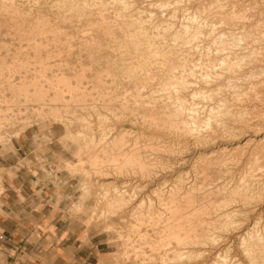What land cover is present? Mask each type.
Here are the masks:
<instances>
[{"label": "rangeland", "instance_id": "obj_1", "mask_svg": "<svg viewBox=\"0 0 264 264\" xmlns=\"http://www.w3.org/2000/svg\"><path fill=\"white\" fill-rule=\"evenodd\" d=\"M219 3L228 5L225 9L227 15L219 17V14L215 12V6ZM229 15L238 19L235 23L238 27L234 26V28L230 25ZM135 21H140V26ZM185 26L192 31V37L183 34ZM219 26L224 31L225 38L222 33L217 37V31L214 29ZM141 29L147 33L148 39L153 43L151 47L153 50L146 47L145 44L136 47L138 40L132 37L135 32ZM232 32L237 34V37L240 36L237 42L238 50L237 47L232 49V43H230L233 38H231ZM238 33L242 34L238 36ZM263 36L264 0H119L118 4L114 0H0V213L5 214L2 205L8 194L17 192L21 200L24 199L21 195V186L25 182L33 181L32 177L36 179V183L50 181L54 183L55 190L60 196L59 201L64 197L68 198V213L77 218L79 222L80 239L83 244L93 242L100 244L102 252L100 256L106 257L102 264H157L158 260V264H165L164 261L167 259V261H174L172 259L175 256L178 242L169 237L171 228H167L166 221L171 218L174 223L171 225L182 227L183 230L179 231L180 235H194L195 233L192 231H200L203 227H207L210 216L203 214L204 209L199 210V206L203 205L198 202L188 206L178 205L173 209L171 205L166 206L167 202H164L161 206L155 205L163 211L154 207L151 216H149L146 213L147 207H149L146 205L147 201L143 206L137 205L132 197H128V203L126 202L122 209L116 213L109 211L104 219L91 216L95 215V211L100 205L106 206V208L110 207V200L102 203L101 197L104 194H111L110 196L113 197L118 190L123 191L127 185L131 186L130 190L134 193L135 189L136 192L139 191L138 187L143 183L136 175L130 178L126 177V179L125 177L118 178L104 156L100 160L105 161L100 163V160L96 161L83 155L90 138L100 140L102 134L108 132V125L115 129V136H118L122 130L132 131L130 130L131 125L127 121L129 112L120 110L122 108L120 106L121 108L115 109L119 113L116 118L109 111L101 108L103 116L106 117L101 121L93 113L80 111L74 105L73 99L76 95L98 97V94L102 91L105 92L110 86H113L114 90L117 89L121 94L131 96L133 86L127 80L121 82L122 73L120 75V71L115 72L120 70L122 64L127 65L131 58H138L143 53L149 56L157 55L156 58H160V60L158 59L160 66L165 57L177 55L173 64L181 67L187 64L182 76L185 78L183 80L188 83V88L187 91L179 89L180 94L174 91L173 96H180V101H184L181 104L188 108L196 105L194 108L203 109V111L199 110L200 115L198 113L195 122H189L190 127L199 129L197 132L195 131V135L199 134L201 130L200 134H208L209 129L205 123L211 110L218 111L220 105L225 102L231 109L240 111L241 115L238 116L241 118L243 115L244 119L241 118L243 121L241 120L240 124L234 121L237 119L236 116L231 121L220 119L221 122L218 121V123L221 124L217 123L219 125L218 133H224L223 130L230 127L234 132L237 131L236 138L245 134L243 144L249 142L248 146L239 148L237 152L233 150L234 153L223 156V160L217 161V165L210 167L208 171L205 169L203 173L205 178L201 180L200 188L204 187L206 190H210L212 186L216 185L218 187L216 190L219 188L226 190L235 183L239 184L245 181L251 186L259 184V186L256 185L257 189H254L256 186H252V190L257 192L258 188L264 187V143H261L264 139ZM189 39L193 40L196 45L193 50H190V45L187 44ZM217 43L222 44L220 46ZM216 44L218 48L215 47ZM216 51H224V53L219 52L218 54ZM241 53L244 57L240 55ZM222 54L227 57L231 55L233 58L237 55L235 62L237 60L240 65L235 70V75H232V78L238 82L236 87L230 88L224 78H215V73L222 63L219 55ZM120 58L122 61L119 60ZM117 61L119 65L121 64L120 66L117 65ZM112 65H117L118 68L115 66L113 69ZM201 74H205L204 77L207 79L205 78V80ZM115 82H118V87ZM104 88L106 89L104 90ZM237 94L240 96L238 97L239 101L235 104L233 101ZM6 116L7 118H5ZM107 121L110 123H106ZM235 124L238 129L234 126ZM4 127L6 128L4 129ZM146 130L148 129L140 126L139 132L141 131L142 140L139 141L144 144L146 143L144 138L147 136L145 138L147 140L152 138L157 140L156 144L161 139L168 138L170 141V135L167 136L161 132H146ZM132 132L138 133V128L133 129ZM122 134L125 135V133ZM162 134L165 136L162 137ZM125 136L129 141L127 149L131 150L130 147L136 142L135 134L129 136L127 133ZM120 137L121 135L118 138ZM172 137L171 140L175 138L174 135ZM221 144L215 146L230 148L227 143ZM211 145L203 144V147L201 145L200 150L202 148L203 151L201 150L200 153L208 156L216 155L217 148ZM205 147L206 150H204ZM117 153L120 152L117 151ZM217 156L212 161H215ZM156 158L159 161L158 165L162 163L163 158L160 155L152 156L147 160L151 161ZM161 158L162 160H160ZM124 159L126 160L120 155L118 159L120 168L131 164L132 168L137 169L141 162L143 164V160L138 158H133L129 163L124 164ZM226 159H229L228 162L231 165L227 164ZM219 164L221 167H218ZM108 168L109 173H107ZM213 179L216 183L212 181ZM218 182L220 183L218 184ZM203 184L207 186L205 187ZM63 190L67 192L66 196L63 195ZM219 198L217 197L216 201L221 200ZM154 202L156 203V201ZM145 207L146 209H144ZM238 246L236 244L228 254L225 251H221L222 253L219 251L222 258H218V260H224L228 256L230 260L231 257L238 258L233 260L238 261V264L239 261L240 264H245L244 256ZM170 249H173L172 253ZM182 250L181 253H185L183 258L197 260L194 258L196 255L188 253V250ZM204 257V259L199 258L197 263L194 261L195 264H212L214 262V257L210 255ZM208 257L210 260L206 261ZM6 262L7 252L0 249V263ZM187 262L188 260H185L183 264Z\"/></svg>", "mask_w": 264, "mask_h": 264}, {"label": "bare ground", "instance_id": "obj_2", "mask_svg": "<svg viewBox=\"0 0 264 264\" xmlns=\"http://www.w3.org/2000/svg\"><path fill=\"white\" fill-rule=\"evenodd\" d=\"M118 1L119 0H114V2H116L117 4H118ZM226 5L219 3L218 5L215 6V8H216L215 12H217L219 14V17L220 16L222 17V16L228 14L227 11H225L226 7L228 6V5L227 6ZM126 7H128V6H126ZM211 7H213V6H211ZM228 8H227V10H228ZM176 11H177V9H176ZM175 13H177V12H175ZM165 15H167V14H165ZM230 15H231V13H230ZM230 15L228 17V22L230 23V25L232 27H234V26H236L235 23L238 19L235 17H231ZM174 18H175V16H174ZM134 19H136V18H134ZM135 22L137 24H139V26H140V24H141L140 21H135ZM236 27H238V26H236ZM183 30H184L183 34H185V36H187V37L191 36L192 37V31H190V29L186 28V26H185V29H183ZM202 30H203V28H202ZM214 30L217 31V34H216L217 37L221 33H222V35L224 34L223 33L224 31L220 29V26H219V28L214 29ZM179 33H180V31H179ZM214 34H215V31H214ZM241 34L238 33V36ZM222 35H221V38L222 39H223V37L225 38V35H223V37H222ZM232 35L233 36H231V38L232 37L233 38L232 39L230 38L231 39L230 43H232V49L233 48L235 49V47H237L236 49L238 50L239 44L237 42H238L240 36L237 37V34L235 35L234 33ZM133 36H134V37H132L133 39L138 40V42L136 43L137 48L139 46H141V44H145L146 47H148L150 49L153 46V43L148 39L149 37L147 36V33H145V31H143V29L135 32V34H133ZM129 37H127V38H129ZM215 41H217V40H215ZM227 43H229V41H227ZM230 43H229V45H230ZM187 44L190 45L189 46L190 50H193L194 47L196 46L194 44V41L193 40L190 41V39H189V42H187ZM212 44H214V43H212ZM217 44L215 47H217L220 43L218 45ZM221 44H220V46H221ZM228 46H226V48H228ZM230 49H231V47H230ZM151 50H153V49H151ZM220 50H222V49H220ZM219 52L224 53V51H218L217 53L219 54ZM230 53H231V51H230ZM240 55L242 57H244L242 53ZM139 56L140 57H138V58H131V61L129 63H127V65H125V64L121 65L120 64L121 65L120 70L115 71V72L120 71V75L122 73V75H121L122 81L121 82L127 80L128 83L133 86L134 89L132 88L133 94L131 96H128L127 94L125 95L124 93L121 94L120 92L117 91V89L114 90L113 86L112 87L110 86L105 92L102 91V93L99 92L100 94L97 93L98 97H95L94 95H89V96L88 95H76L73 99L74 105L76 107H78V109H80V111H84L87 113H93L97 117V119H99L101 121H102V119H106V117L103 116L104 114L100 110L101 108L106 109L107 111L110 112L111 115L118 118L119 113H117L115 111V109H117V108L119 109L122 107L120 110L129 112V114H127V115H129L127 117V121L131 125V127L129 126L130 130L133 131V129L138 128V133L132 132V131L126 132V130H122V132L118 136H115V133H114L115 129L114 128L112 129V126L108 125V127H107L108 132L103 133L100 140H95V138H93L91 136L92 138H90L91 140L89 141V143L87 145L86 152L84 150L83 155H86L87 157H91L96 161H99L101 159V157L104 156V159L106 160L108 165H111L113 167L112 168V169H114L113 172L115 173L116 176H118V178L119 177H123V178L125 177V179H126V177L130 178V177H133L136 175V177L139 178L143 183V185H140L139 187L137 186L139 191L136 192L135 191L136 189H135L134 193L130 190L131 186L129 187L127 185V186H125L123 191H120V190L117 191L116 190L117 193L113 197L110 196L111 194L110 195L104 194L101 197L102 203L104 201L110 200V203H111L110 207L106 208V206L104 207V206L100 205L99 207H97V209L95 211L96 212L95 215H91V216L102 217L104 219L106 217V215L109 213V211H112L111 213H113V212L116 213L119 209L123 208V206L128 201V197H132L136 201L137 205L141 204L143 206L145 201H147L146 205H148L149 207H147L148 210L146 213L149 216H151L154 207L159 208L158 206H155V205L159 204L161 206V204L164 202L168 203V205L166 203V206L171 205L172 209L174 207H178V205L184 204V205L188 206V205H191L195 202H198V203H201L203 205L202 207L199 206L200 204L197 205V206H199V210L204 209L203 214L210 216V219L208 220V223H207V227L206 228L203 227L200 231H197V230L192 231L193 233H195L194 235L186 234L185 236H182L179 234V231L183 230V228L180 227L179 225H171L173 223L171 218L169 220H167L166 226H167V228H171V233H170L169 237H171L172 239H176L178 242V245H177V248H175L177 251L174 249L175 250V256L172 259L174 261H171V260L167 261L168 259L165 257L167 259L166 261H164L165 264H167V263L168 264H175V263H182L183 264V263H185V260H188V262L186 264H189V263L195 264V262L197 263L199 258L204 259L205 255H210L211 257H214V259H213L214 262L212 264H238V261H233V260H236L238 258L233 259L231 257V260H230L229 259L230 257L224 256L225 257L224 260L223 259L218 260V258L219 259L222 258V255L220 253H218L219 251L220 252L225 251L228 254V253H230V251H232V249L235 248L236 244H238L240 246V251H241V254L244 256L245 264H264V222H263L264 221L263 220L264 219V187L258 188V190L256 192L255 190H252V186L255 187L257 184L256 185L252 184V186H251V185H248L247 182L243 181L242 183H239V184L235 183L234 184L235 186L233 185L234 186L233 187L229 184L231 182L230 181L228 184L233 188H231V187H229L228 189L225 188L226 190H224L223 187H222L223 189L219 188L220 190L219 189L216 190V188H218V187H216V185L215 186L211 185L212 188H210V190H208V189L206 190V188H204V187L200 188V185L202 186L201 180L205 178V176L203 174L205 169L208 171L210 169V167L217 165V163H218L217 161H220V159H222L223 156H225V155L227 156L228 154H231L232 152L234 153L235 150L237 152V150H239V148H243V147L248 146L249 142H245V144H243V142L245 141V134L241 135L239 138H236L237 134H238V133L236 134L237 131L234 132V130H232L230 127H229V129L225 128L223 130L224 133H221V134L218 133V129H217V127L219 126V125H217L218 121L221 122L222 119H224V120L226 119V120L231 121V119H233V117L236 116L237 119L234 121H236L238 124H240L241 120L244 119V118H242L243 115L241 116V118H242L241 119L238 116V115H241L240 114L241 112L231 109L230 106L228 105V103L224 102V104L220 105V109H218L219 107L217 108L218 111L210 109L211 110L210 116H209L208 120L206 121V123L204 122L206 124L207 128L209 129L208 134L207 135L200 134V132H202V130H201L199 132V134L195 135V131L197 132V130H199V129L198 128L193 129L194 127H190L189 122L193 123L196 121L198 113L200 115V112H199L200 108H197V107L194 108L196 105L192 108H188L185 105L181 104L184 101L183 102L180 101V98H179L180 96H177V97L173 96L175 92L180 94L179 89H181V90L186 89V91H187L188 83L183 80L185 78H183V76H182V73H185L187 64L185 66L183 65V67L174 66L173 60L176 59L175 57L177 55H170V56L165 57L163 62L161 61L162 63L160 64V66L158 65V59L160 60V58L157 59L156 58L157 55L156 56H149V55H144L142 53V55H139ZM236 56H234V58H233L231 55L229 57H227L226 55H223V54L219 55V58L221 59L222 63L219 65L220 67L218 68V71L215 73L216 74L215 78L216 79H222V78L226 79L227 84L230 88L236 87V85L238 84V82L232 78V75L234 74L235 70L238 69V67L240 65L237 60L235 62ZM245 58H246V56H245ZM247 58H248V56H247ZM119 60H121V58ZM246 60H248V59H246ZM117 65H119V62ZM117 65H115V66H117ZM112 66L114 67L113 69H115V66L114 65H112ZM117 68H118V66H117ZM190 70H191V68H190ZM194 70H196V69H194ZM115 72H114V74H115ZM195 72H197V71H195ZM193 74H195V73H193ZM201 75L203 77L205 76V74H201ZM205 78L206 77H204V79ZM111 81L113 82V80H111ZM115 83H116V86L118 87V82H115ZM119 84H120V80H119ZM175 84L177 86H173ZM190 84H192V83H190ZM172 87H174V88H172ZM105 89L106 88H104V90ZM127 91H129V90H127ZM193 96H195V95H193ZM239 96H240L239 94H237V96H235V97L233 96L235 99V100L232 99V100H234L233 103L236 104V102L239 101V99H238ZM230 102H231V100H230ZM201 110L203 111V109H201ZM59 116H61V115H59ZM5 118H7V116ZM107 118H109V117H107ZM9 119H10V117H9ZM83 119H84V117H83ZM119 119H120V117H119ZM106 123H110V122L107 121ZM236 124L234 126H236ZM238 124H237V126H238ZM7 125H8V123H7ZM140 126H142L144 129H148V130H146V132L147 131L152 132V133L161 132V133L166 134L167 136L170 135L171 138H173L172 136L174 135L175 138L177 137L179 139L174 138L175 140L174 139L171 140V138H170V141H168V138L161 139L160 141H158V144H156L155 141H157V140L153 139L152 137H151L152 139H148V140L145 139L148 137L146 135L147 134L146 133L145 135L147 137L144 138L146 143L144 144V143H142V141H139V140H142L141 131L139 132ZM237 126H236V128H237ZM238 127L241 128L240 126H238ZM5 128L6 127H4V129ZM122 133H125V135H127V133H128L129 136H130V134L131 135L133 133L135 134L136 142L133 144V146L130 147L131 150L127 149V147H129L128 146L129 141L126 140V136ZM120 135H121V137L118 138ZM164 136L165 135H163L162 137H164ZM180 138H182V139H180ZM110 140H112V141H110ZM137 140H138V142H137ZM221 143H227L228 146H230V148L232 147V149H230L229 147L217 148L215 146V145H218ZM261 143H264V139L261 141ZM203 144L214 145L217 148L218 156H217V153L214 156H211V155L208 156L207 154L206 155L201 154L202 152L200 153V151L202 150V148L200 150V146L202 145L201 147H203ZM221 145H225V144H221ZM207 149L209 150L210 148H207ZM146 150H148V151H146ZM204 150H206V147ZM117 151H119L120 153H117ZM215 151H213V152H215ZM145 154H147V155H145ZM120 155H122L124 158H126V160L124 159V161H125L124 164L129 163L130 160L133 158H138L139 160H143V164L141 162V164L139 165V168H137V169L132 168V166H130L131 164H128L127 167L124 166L123 168H120L119 167L120 160H118ZM156 155H160L163 158L162 163L159 164L160 166L158 165V162H159L157 160L158 158H156L155 160H151V161L147 160L148 158H150L152 156H156ZM215 156H217L216 160L212 161V160H214ZM228 157L230 158V156H228ZM162 158L160 160H162ZM105 160H103V161H105ZM228 160H227V164H230L228 162ZM103 161L100 160V163H103ZM230 161H232V160H230ZM99 164H97V165L100 166ZM223 165H225V164H223ZM105 166H107V165H105ZM218 167H221V165ZM109 168H108L107 173L110 172ZM222 168H223V166H222ZM93 170H94V168H93ZM215 171H217V170H215ZM216 174H217V172H216ZM90 175L92 176V174H89V176ZM217 175H214V176L216 177ZM245 177L248 178V176H245ZM115 178H117V177H115ZM139 179H138V181H139ZM214 179L212 181H214ZM206 180H205V182H206ZM217 180H219V179H217ZM135 181L137 182V180H135ZM208 181H211V180H208ZM208 181H207V184H208ZM215 181H216V179H215ZM219 183L220 182H218V184ZM257 183H259V182H257ZM204 185L205 184H203V186ZM224 185L226 187V184H224ZM262 185H263V183H262ZM206 186L207 185H205V187ZM257 186H259V184ZM257 186L254 189H257ZM153 187H155L156 189H154ZM120 188H121V186H120ZM222 190L224 192H221ZM200 191H203L204 194L200 193ZM217 197H220L219 199H221V200L216 201ZM154 201H156V203ZM137 205H135V207ZM129 207H131V206H129ZM133 209L135 210L134 207H133ZM144 209H146V207ZM128 210H129V208H128ZM161 211H163V210H161ZM144 212H145V210H144ZM190 212L192 213V210ZM122 213H125V212H122ZM159 213H160V211H159ZM153 215H154V213H153ZM173 215H174V213H173ZM175 216H176V214H175ZM127 217H128V215H127ZM196 218H198V217H196ZM129 223H131V222H129ZM197 223H198V221H197ZM95 224H96V222H95ZM199 232H200V234H198ZM157 245H159V244H157ZM172 246H174V244H172ZM125 247H127V246H125ZM182 249L188 250L187 251L188 253H193V255H196V257H194V258H196L197 260H194V259L191 260L192 258L190 260L188 258L187 259L183 258L185 253H181ZM170 250L172 253L173 249H170ZM168 251L169 250L167 249V252ZM155 252H157V251H155ZM215 257H217V258H215ZM233 257H235V256H233ZM208 260H210L209 257L207 258L206 261H208ZM158 261H156L157 264H158ZM239 264H240V261H239Z\"/></svg>", "mask_w": 264, "mask_h": 264}, {"label": "crops", "instance_id": "obj_3", "mask_svg": "<svg viewBox=\"0 0 264 264\" xmlns=\"http://www.w3.org/2000/svg\"><path fill=\"white\" fill-rule=\"evenodd\" d=\"M32 180L21 186L23 200L17 192L3 200L0 249L7 252V262L0 264H102L100 244L80 239L68 198L59 201L53 182Z\"/></svg>", "mask_w": 264, "mask_h": 264}]
</instances>
